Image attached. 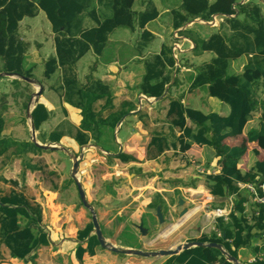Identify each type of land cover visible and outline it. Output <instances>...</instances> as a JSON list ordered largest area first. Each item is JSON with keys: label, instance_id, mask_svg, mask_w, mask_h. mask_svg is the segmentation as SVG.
Instances as JSON below:
<instances>
[{"label": "crops", "instance_id": "crops-1", "mask_svg": "<svg viewBox=\"0 0 264 264\" xmlns=\"http://www.w3.org/2000/svg\"><path fill=\"white\" fill-rule=\"evenodd\" d=\"M130 1L135 13L144 12L152 3L158 16L144 29L139 27L138 22L135 31L116 29L109 36L103 54L97 55L91 49L73 67L59 68L51 80L46 79L44 72L45 63L56 56L55 34L46 13L39 11L36 17H32L37 19L44 15L43 19L47 22L42 25V31L38 25L26 23V17L20 23L18 34L28 48L25 69L33 71L32 79L36 83L5 77L10 83L5 95H13L15 99L20 96L22 100L13 103L16 107L0 108V115L6 121L3 135L15 141L0 158V194L9 195L14 191L23 193L32 204L42 208V221L32 225V232L44 244L25 259L14 258L9 245L1 237L0 223V264H165L172 257L122 254L101 245L95 234L92 214L79 200V187L72 176L73 155L78 159L82 157L76 176L86 199L94 207L104 238L117 248L133 249L121 242V236L127 229L141 241L143 251L175 249L179 245L202 242V239L212 236L221 239L222 232L218 229L220 220L225 224L232 222L231 213L240 199L246 200L243 203L244 218L249 223H253L259 216L261 206L264 207L256 201V198L264 196V178L260 171L264 169V75L259 71L245 70L252 55H242L232 60L226 79L229 85H236L239 77L243 76L251 83V96L255 102L243 132L235 133L237 131L227 125L226 119L230 117L232 108L222 89L216 84L193 86L199 68L212 62L216 55L211 51L195 53L196 43L181 33L192 29L195 37L208 38L219 31L224 20L212 26L201 15H189L187 23L175 30L174 14L180 11V4L169 3L171 0H165L166 3L163 0ZM209 1L212 3L215 0ZM249 1L252 4L263 3L264 15L263 0H238L237 5ZM96 9L98 15L101 10L106 11L103 5H98ZM237 15L238 10L231 18ZM83 16L85 28L97 27L88 12ZM144 30L153 36L145 45L141 37ZM164 44L170 47L179 44L182 51L178 60L174 58L175 69L171 71V80L163 96L148 97L141 90L146 62L159 54ZM40 70L41 77L37 79L36 73H40ZM64 70L72 72L80 88L88 91L93 98L103 95L93 104L92 116L88 119L91 130L83 131L88 141L85 145H80L76 140L78 132L82 130L81 109L64 98L68 91L64 85ZM39 85L43 88L36 97ZM172 100L180 101L185 108L184 126L178 124L181 121L179 114L170 112ZM39 104L49 112V119L43 123L40 120L45 115L44 110H37L36 121L32 117L33 110ZM210 115L218 116L214 120L216 132L210 130L200 134L198 125L208 123ZM32 122L38 144L54 145L58 149L45 150L39 146L40 149H35L27 144L32 142ZM186 129L191 130L190 134ZM219 135H223L221 145L243 150L237 169L243 174H257L258 186L234 181L223 174V156L218 154L215 146L208 145V141L214 142ZM16 143L22 144L17 147V155ZM219 175L238 191L225 190L223 195H213L211 189L214 182L208 177ZM179 197L186 201L190 209L182 218L174 211ZM158 205H165L166 210L168 206L172 207L177 219L175 224H182L166 238H160V235L174 224L154 229L153 235H139L135 228L143 225L137 224L140 214L145 210L154 214ZM218 209L224 211L223 216L208 217V212ZM234 214L238 215L236 212ZM168 219L167 214L163 223L166 224ZM19 222L24 228L28 219L21 218ZM198 222L200 226L196 228V236L180 242L176 247L167 241L180 231L184 223L187 230L185 228L183 233L188 230L192 232ZM91 224L93 228L90 231ZM161 239L166 241L158 243ZM247 240V246L240 249L232 246V240L229 241L236 256L221 243H202L220 244L241 264H255L264 258L261 251L264 248V229L255 228ZM253 259L258 260L252 262ZM203 262L209 264L206 260ZM214 264H221V260Z\"/></svg>", "mask_w": 264, "mask_h": 264}, {"label": "trees", "instance_id": "trees-1", "mask_svg": "<svg viewBox=\"0 0 264 264\" xmlns=\"http://www.w3.org/2000/svg\"><path fill=\"white\" fill-rule=\"evenodd\" d=\"M237 3L238 0H215L212 3L209 0H182L180 11H175L174 14V29L178 30L183 27L187 23L189 15H201V18L207 22L212 20L213 15H219V18L224 20L219 31L209 35L208 38L195 37L192 29L181 33L196 43L195 53L211 51L216 55L212 62L199 68L193 86L218 85L228 96V102L232 108L230 117L226 119L227 125L237 131L235 133H241L255 107L251 96V83L243 76L239 77L236 85H229L226 79H228L231 61L242 55H252L245 66L246 71H259L264 75V15L261 2L252 4L249 1L241 5H237ZM98 5H103L107 12L101 10L98 15L96 9ZM235 7L239 11V15L231 18L232 15L237 14ZM39 11L46 13L55 34L56 56L49 58L45 63L44 74L49 80L59 68L73 67L78 59L91 49L97 55L103 54L109 36L116 29L127 28L135 31L136 22L141 29H144L151 20L158 16V11L152 3H149L144 12L135 13L130 0H0V57L4 60L2 73L34 78L33 71L25 69V54L28 48L20 38L18 31L20 23L25 17H36ZM86 12L90 14L97 27L85 28L83 15ZM239 16L243 17L239 18ZM141 37L145 45L153 36L149 31L144 30ZM175 63L172 47L164 44L161 52L146 62V74L141 85L143 94L148 97H162L166 85L171 80V71L175 69ZM63 78L64 85L68 90L64 96L66 102L81 109L82 112V130L78 132L76 140L80 145H85L88 141L83 131L91 130L88 119L92 116L93 104L103 95H96L93 98L88 91L80 88L81 85L72 72L67 73L64 70ZM39 109L44 110L45 113L40 123L46 122L49 119V112L43 105L36 106L32 117L35 121L37 120L36 112ZM184 110L180 101L172 100L170 112L179 114L181 121L178 124L182 126H184ZM123 116L124 114L120 118ZM217 117V115H210L208 123L198 125L200 134L210 130L215 133L217 126L214 120ZM5 123V117L0 115V158L10 150L15 142L3 135ZM263 130L264 128H262ZM186 131L190 134L191 130L186 129ZM222 138L223 135H219L214 142L208 141V145L215 146L218 154L223 156V174L231 177L234 181L253 183L258 186L257 174H243L237 169V163L244 153L243 150L221 145ZM27 144L32 148L40 149L33 142ZM19 146L22 144L16 143L14 146L16 148L15 155H17ZM123 158L125 159L126 156ZM260 171L261 177L264 178V169ZM208 179L214 182V187L211 189L213 195H223L225 190L238 191V188L233 187L231 182H224L220 175L209 176ZM244 201H246L244 198L240 199L236 204L230 217L232 222L225 224L223 220H220L218 229L222 232L221 239L212 236L201 241L221 243L234 256L236 253L232 250V246L237 249L247 246V238L251 231L255 228L264 229V207L261 206L259 216L253 220V223H249L244 218ZM235 212L238 215H235ZM21 218L28 219L24 228L19 222ZM41 221L42 208L38 204H32L23 193L14 191L9 195L0 194L1 237L9 245L14 258L25 259L44 244L42 240L39 241L35 238L32 232V225ZM92 228L93 224L90 225L89 230L91 231ZM95 240L98 243L96 236ZM230 240H232V246L229 245ZM261 251L264 254V248ZM190 256L193 257L189 259ZM203 260L208 261L209 264H214L217 260H221V264H232L225 261L219 250L212 248L187 250L180 255L170 257L165 264H206ZM255 264H264V258Z\"/></svg>", "mask_w": 264, "mask_h": 264}, {"label": "water", "instance_id": "water-1", "mask_svg": "<svg viewBox=\"0 0 264 264\" xmlns=\"http://www.w3.org/2000/svg\"><path fill=\"white\" fill-rule=\"evenodd\" d=\"M0 77H14V78H18L20 80H23V81H25L27 83H30V84H35L36 83L35 80L32 79V78H29V77H26V76H23V75L12 74V73H1ZM42 88L43 87L41 85H39V89L40 90L35 93L36 97H38L40 95V91L42 90ZM31 137H32L31 141L35 145H37L39 147H43L45 150L58 149V147L54 146V145L40 146L38 144V142L36 141V130H35V125H34L33 122L31 123ZM72 159H73V163H74V165H73V175L72 176H73V178L76 180V182L78 184L82 203L84 204V206L88 210H90V212L92 214V221H93V224H94V227H95V234L97 235L98 240H99V242L101 243V245L103 247H107V248L111 249L113 252L122 253V254H128V255H135V256H140V257L174 256V255L180 254L182 251L191 249L193 247H210V248L219 249L222 252V254L226 257L228 262H231L233 264H241L234 256L230 255L227 251H225L223 249L222 245L217 244V243L205 244V243H202V242H189V243H185V244L179 245L175 249L160 250V251H143V250H134V249H130L129 250V249H121V248H117V247L111 246L110 243L106 242V240L104 238V235H103V232L101 230L98 218H97V214H96V212L94 210V207L92 205H90L88 200L86 199V194H85V192H84V190L82 188V185L79 183V181L77 179V176H76V174L78 172L79 161L82 159V157L78 159L77 156L73 155ZM180 208H182L181 211H179ZM189 210L190 209H189L188 205L186 204V201L182 197H179L178 198V204L176 205V208L174 210L175 214H177L179 218H182L189 212ZM157 215H158L159 219L161 220V222H163L164 218L162 216L161 206H159L157 208ZM139 229L142 231L143 234L147 235L148 230L144 229L143 225H140Z\"/></svg>", "mask_w": 264, "mask_h": 264}, {"label": "rangeland", "instance_id": "rangeland-1", "mask_svg": "<svg viewBox=\"0 0 264 264\" xmlns=\"http://www.w3.org/2000/svg\"><path fill=\"white\" fill-rule=\"evenodd\" d=\"M163 1H164V3H166L165 0H163ZM169 3L180 4L179 10L181 9L182 0H171ZM43 16L44 15H42L40 18H37V19L32 18V17H26L25 18V22L29 23V24H33L34 23V24L38 25L40 27V29H41L42 25L47 22L46 19H43V18H45ZM167 27H169V25ZM41 31H42V29H41ZM171 34H172V30H171ZM181 56H183V55H181ZM176 60H178V59H176ZM3 66H4V60H3L2 57H0V74L2 73ZM36 75L38 77L37 79H40L41 70H40V73H36ZM9 84L10 83H8L7 78L2 77V79H0V108H3V106H5V107L8 106V108L12 107V106L16 107V106H14L13 103H17V102L19 103L22 100V97H20V96H18L15 99V96H13V95H10V94L5 95L6 94L5 92H7ZM25 84L28 85L27 83H25ZM79 200H80V203H82L80 196H79ZM158 206H161V209H162L161 212H162L163 218L167 219V214H168L169 219L167 220L166 224H165V222L164 223L161 222L159 217L158 218L156 217L157 216V213H156L157 212V207L154 210V214L153 213H147V211L145 210L142 214H140V216L138 218L139 221H138L137 224L142 223L143 226H144V229L148 230V234L149 235H153L154 229L156 230V229H158V228H160L162 226H164V228H165L168 225L175 224L177 222L176 215L174 214V211H172V207L168 206L167 210H166V206L165 205H163V206L162 205H158ZM213 207H216V206L213 205ZM166 211H167V213H166ZM120 220H123V219L120 218ZM199 226H200V223L198 222V223L195 224V227L192 229V232H191V230H188L187 232L183 233L185 228L187 230L186 223H184L179 228L180 231L177 232L171 239H169L167 241H170V243L173 245L172 247H176V245L179 244L180 242L183 243L187 239L196 236V228L199 227ZM135 231L139 235H142V231L139 230L138 228H135ZM177 238H178V240H177ZM162 241L165 242L166 240H162L161 239V240L158 241V243H162ZM121 242L124 243V244L132 246L133 249H135V250H144L143 249V244L141 243V241L138 239V237L135 238L133 232L131 230H129V229H127L126 231L123 232V234L121 236ZM160 246L161 245H159V247Z\"/></svg>", "mask_w": 264, "mask_h": 264}, {"label": "built area", "instance_id": "built-area-1", "mask_svg": "<svg viewBox=\"0 0 264 264\" xmlns=\"http://www.w3.org/2000/svg\"><path fill=\"white\" fill-rule=\"evenodd\" d=\"M220 21H222L221 18H219V15H214L212 17V20L209 21L208 23L212 26H216ZM177 37V35H176ZM182 51V48L180 47L179 44H174V46L172 47V54H173V57L178 59V55L179 53ZM256 201L259 202L260 204L264 205V196L262 197H258L256 198ZM208 217L212 216V218H216V217H221L224 215V211L223 210H215V211H211V212H208ZM258 259H253L252 262H256Z\"/></svg>", "mask_w": 264, "mask_h": 264}, {"label": "bare ground", "instance_id": "bare-ground-1", "mask_svg": "<svg viewBox=\"0 0 264 264\" xmlns=\"http://www.w3.org/2000/svg\"><path fill=\"white\" fill-rule=\"evenodd\" d=\"M188 218L190 219L191 217H188ZM180 224H182V222H179L178 224H174L170 226V228L166 229L161 235L159 234L160 238H166L170 236L172 233L176 232Z\"/></svg>", "mask_w": 264, "mask_h": 264}]
</instances>
